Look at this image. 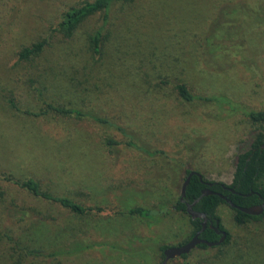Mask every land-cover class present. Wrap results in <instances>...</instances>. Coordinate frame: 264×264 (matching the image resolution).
Here are the masks:
<instances>
[{
    "label": "rangeland",
    "instance_id": "1",
    "mask_svg": "<svg viewBox=\"0 0 264 264\" xmlns=\"http://www.w3.org/2000/svg\"><path fill=\"white\" fill-rule=\"evenodd\" d=\"M82 1L0 0V173L33 177L41 190L92 208L75 214L0 179V264H159V245L190 236L188 215L171 210L151 223L120 207L173 204L186 169L230 183L235 155L264 131L242 114L264 109V0L112 2L97 56L89 37L102 10L68 39L56 30L60 13ZM45 37L42 53L16 58L19 47ZM206 39L222 48L218 55L201 49ZM175 82L236 109L180 101ZM36 89L48 102L88 108L113 123L10 107L8 99L21 111H38ZM105 137L119 144L106 146ZM10 199L25 209L22 219L7 217ZM215 213L228 240L164 264H264V213L245 224L224 202ZM77 241L95 244L55 257L25 254Z\"/></svg>",
    "mask_w": 264,
    "mask_h": 264
},
{
    "label": "trees",
    "instance_id": "2",
    "mask_svg": "<svg viewBox=\"0 0 264 264\" xmlns=\"http://www.w3.org/2000/svg\"><path fill=\"white\" fill-rule=\"evenodd\" d=\"M119 1L124 0H85L74 6H71L60 13L56 23V30L59 31L62 39H68L73 35L78 25L84 19H86L89 15L95 13L98 10H102V23L94 30L92 35H90L89 37V50L91 51L92 55H101L100 52L102 39L104 38V29L108 24V10L112 2ZM207 39L205 41L206 44L201 45V49H204L210 56L218 55L221 52L222 48L218 45H213L212 43H209ZM47 42L50 41H48V39L45 37L40 41H36L28 45L19 47L15 53L16 58L19 61H28L32 59L34 56L42 53ZM172 90L174 91L176 97L180 101H183L185 103L194 100H199L204 103L227 102L231 110L236 109L235 105H233L228 100L226 101L223 97H216L210 92H192L188 88V86L183 82H175L174 84H172ZM36 91L37 100L40 102L41 105V108L38 111H21L18 107L14 105L11 99H8L10 107L15 111H20L25 115L31 116H44V114L46 113H52L61 116H71L73 118L78 119L85 118L98 125H108L110 123H113L111 120L108 119V117L99 114L95 111H92L88 108L78 106L55 105L51 102L46 101L42 97V93L39 89H36ZM242 114L250 121L258 122L261 125H264V109H244L242 110ZM104 144L106 146L112 147L119 144V141L110 137H105ZM189 171V169L185 170L183 180ZM0 179L18 187V189L26 195L28 194L31 197H37V199L54 202L64 208H67L69 211L75 214L82 215L92 209L88 205H85L82 202H78L71 197L55 195L47 191L41 190L38 182L33 177H27L23 180H18L9 174L0 173ZM203 181L208 180L203 178V176H201V179H199L197 175L192 174L185 186L183 199L190 203L195 198H197L200 194L201 189L206 188L205 183ZM211 182L212 184L209 189L214 191V193L206 194L199 197L193 204L192 208L197 212H203L207 216V218H210L215 221L217 220L218 229L225 230L219 221V217L215 213L216 207L219 203H226L221 197H219L218 194L225 195L236 206L242 207L258 204L262 200H264V131H258L253 134L252 137L249 139L247 148L242 151H239L235 155L234 170L230 183L225 184L220 181ZM230 188L233 191H231ZM4 209L7 217H9L10 219H22L25 213V209L23 207H19L18 202L15 199H10L8 204L5 205ZM231 209L234 213L233 218L235 222L240 224H245L250 220H259V218L264 213L263 210L261 214L250 215L236 208L231 207ZM171 210L185 212L184 202L180 201L178 197L176 201L171 205L161 202L156 204L152 208H146L137 204H124L119 209V211L126 212L128 214H135L136 216L146 219L151 223H158ZM189 221L192 225V231L190 233L191 236L196 230L199 229L200 218L191 219L189 217ZM190 236L188 238H190ZM199 237L207 241H216L219 238H217V235L213 228L208 227L207 225L205 226ZM5 238L6 240H9V237L6 236ZM227 240L228 233L225 230V238L219 244L225 243ZM92 244L95 243L89 244L83 243L82 241H77L71 245H63L59 249L44 250L38 248L26 251L25 254L26 256H30L33 258L55 257L61 255L62 253H73L78 252L80 250H84L90 247ZM197 246L201 248L207 247L204 243H199ZM158 247L163 256L162 250L167 246L159 245Z\"/></svg>",
    "mask_w": 264,
    "mask_h": 264
},
{
    "label": "water",
    "instance_id": "3",
    "mask_svg": "<svg viewBox=\"0 0 264 264\" xmlns=\"http://www.w3.org/2000/svg\"><path fill=\"white\" fill-rule=\"evenodd\" d=\"M192 174L197 175V177L199 179H201V174L194 171V170H190L186 177L184 178V180L181 183L180 186V191H179V199H182V197L184 196V189L185 186L190 178V176ZM208 184H211L208 182ZM231 191H233L230 188ZM214 193V191L210 190L209 188H203L200 191V194L198 195V197L196 199H194L191 203H186V207H185V212L187 213V215H189V217L191 219H195V218H201V227L199 229L202 230L205 226V222L207 220V216L203 213V212H197L192 208V205L195 203V201L206 194H212ZM219 197H221L230 207L232 208H236L240 211H243L244 213L250 214V215H258L261 214L264 210V200H262L260 203L258 204H254V205H250L247 207H242V206H236L234 203H232L227 197H225L222 194H218ZM213 230L217 233L220 234L219 238L216 241H207L205 239L199 238L198 237V233L199 231H197L188 241H186L185 243L181 244V245H175V246H167L166 248L163 249V259L161 260V262L159 264H164L165 261L169 258H173L175 256H179L181 254H185L187 253L190 249H192L196 244L199 243H204L206 246H215L218 245L219 243H221L224 238H225V230L223 229H218V221H215V225L212 226Z\"/></svg>",
    "mask_w": 264,
    "mask_h": 264
},
{
    "label": "flooded vegetation",
    "instance_id": "4",
    "mask_svg": "<svg viewBox=\"0 0 264 264\" xmlns=\"http://www.w3.org/2000/svg\"><path fill=\"white\" fill-rule=\"evenodd\" d=\"M204 183H205V186H206V188H209L210 186H211V184H212V182L211 181H203ZM208 182L209 183H211V184H208ZM202 190V189H201ZM225 196V195H224ZM226 197V196H225ZM184 197H182V199H179L180 201H182V202H184V204H185V207H186V203H189V202H187V201H185L184 199H183ZM196 199V198H195ZM192 202V201H191ZM190 202V203H191ZM196 202V201H195ZM193 206V205H192ZM195 219H197V218H195ZM201 218H200V221H199V223H200V225H201ZM208 226V227H212V226H214L215 225V220H212V219H210V218H207V220H206V222H205V226ZM205 226H204V228H205ZM201 227V226H200ZM200 227H199V229H200ZM203 228V229H204ZM199 229L198 230H196L191 236H190V238L197 232V231H199ZM203 229L202 230H200L199 231V233H198V237L200 236V234H201V232L203 231ZM216 233V235H217V238L220 236V234L219 233H217V232H215ZM190 238H188L186 241H188ZM200 238V237H199ZM186 241H184V242H182V243H179V244H177V245H181V244H183V243H185ZM198 244H196L194 247H198L197 246ZM193 247V248H194ZM191 250V249H190ZM189 250V251H190ZM188 251V252H189ZM162 252H163V250H162ZM187 252V253H188ZM186 254V253H185ZM185 254H181V255H179V256H182V255H185ZM163 259V258H162Z\"/></svg>",
    "mask_w": 264,
    "mask_h": 264
}]
</instances>
